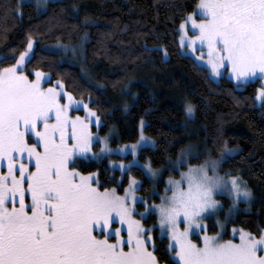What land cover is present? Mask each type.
<instances>
[{
  "label": "snow or ice",
  "instance_id": "obj_1",
  "mask_svg": "<svg viewBox=\"0 0 264 264\" xmlns=\"http://www.w3.org/2000/svg\"><path fill=\"white\" fill-rule=\"evenodd\" d=\"M197 8L204 19L197 21L193 14L187 19L198 34L187 37L182 31L181 42L186 39L190 48L196 41L206 45L211 73L219 76L222 68L230 69L237 87L257 72L264 75V0H199ZM184 28L181 23L180 29ZM33 43L29 36L15 64L0 69V159L7 160L8 168L0 173V264H159L155 251L149 250L153 228L144 227L133 214L134 205L143 200L136 195L140 182L130 176L120 195L115 187L101 190L100 182H94L95 173L85 175L70 167L91 151L93 134L87 121L95 112L84 104L87 116H71L69 108L82 102L63 91L62 81L44 88V73L37 70L33 80L18 70L30 59ZM62 96L67 102L61 103ZM253 99L264 107V85ZM185 110L192 114L193 105L186 103ZM30 135L36 143H28ZM99 141L103 147L92 152V158L113 151L106 137ZM154 143L141 128L136 143L118 150H130L135 157L138 148ZM226 145L227 141L223 157L188 165L179 179L169 177L160 203L145 204L144 211L137 213L157 214L161 236L169 240L167 250L178 258L177 264H264V255L259 254L264 253V230L256 236L233 229L239 232L238 242L206 230L199 243L191 239L206 227L203 217L218 208L214 194L231 197L230 207L251 199V191L238 176L217 172L221 159L235 151ZM188 155L184 151L177 164H187ZM25 158L29 163L23 162ZM134 165L151 177L160 171L150 161L140 165L135 159L119 167L126 170ZM28 195L30 203H26ZM116 220L127 225L126 237L121 228L111 227Z\"/></svg>",
  "mask_w": 264,
  "mask_h": 264
},
{
  "label": "trees",
  "instance_id": "obj_2",
  "mask_svg": "<svg viewBox=\"0 0 264 264\" xmlns=\"http://www.w3.org/2000/svg\"><path fill=\"white\" fill-rule=\"evenodd\" d=\"M198 3L51 0L42 6L33 1L0 0V69L16 62L31 36L35 45L26 72H47L51 81H62L66 91L87 102L100 118L99 133L116 132L112 145L136 141L144 122L143 130L155 144L140 149L138 158L165 168L161 179L150 178L135 165L125 172L110 165V160L129 161L130 154L75 159L72 167L96 173L101 189L116 187L123 192L133 176L140 180L143 196H149L155 187L163 193L165 178L179 174L169 165L184 147L197 145L221 158L227 141L226 147L235 151L221 159L220 170L240 176L253 199L241 202L227 219L223 238L234 237L233 227L259 236L264 230V107L253 98L262 80L239 87L225 76L215 80L209 68L183 50L179 27ZM85 36L82 65L63 58L62 51L45 48L51 43L75 45ZM186 103L193 105L192 114L186 112ZM205 157V153L192 156L189 163H202ZM149 198L160 201L158 194ZM220 198L225 206L230 204L228 197ZM218 217L225 218L224 210ZM144 222L154 225L153 250L159 264H177L167 250L169 240L162 238L156 226V213ZM208 222L209 232H216L215 217Z\"/></svg>",
  "mask_w": 264,
  "mask_h": 264
},
{
  "label": "rangeland",
  "instance_id": "obj_3",
  "mask_svg": "<svg viewBox=\"0 0 264 264\" xmlns=\"http://www.w3.org/2000/svg\"><path fill=\"white\" fill-rule=\"evenodd\" d=\"M27 1H33V2H35V3H38V0H20V2H27ZM49 1H51V0H46V2H45V0H39V3H38V4H40V5L43 6V5H45V4H46L47 2H49ZM198 4H199V3H198ZM190 14H193L194 18H195L197 21L204 19V16L200 14V11L198 10L197 7H196V10H195L194 12L190 13ZM188 15H189V14H188ZM188 15H187V17H188ZM187 17H186V19L182 22V23L185 24V28H184L183 30H181L180 27H179V33H180V34H179V42H180V45H181V47L183 48V50H184L187 54L193 56V57H194V58H195L200 64L206 66V67L209 68V70H210V67L207 65V56H206L207 48H206V45H205V46H202L201 43H200L199 41H196L195 44H194V46L190 48V47L187 46V40H186V39H185V41H184L183 43L181 42V34H182V31L186 33V36H187V37L195 36V35L198 34V30L195 29V28H193L192 21H191L190 19H187ZM33 41H34V40H33ZM85 41H86V36H85V37H84L79 43H77V44H75V45H63V44H60V43H51V44H47V45H45V48L48 49V50H51V51H62V56H63V58L68 59L69 61H72V62H78L80 65H82V63H83V61H84V44H85ZM34 45H35V41H34V43H33V49H34ZM32 51H33V50H32ZM31 54H32V52H31ZM31 54H30V57H31ZM202 54H204V59H203V60L200 59V57H201ZM28 60H29V59H26L25 64L22 65V66H20L18 70H19V71H23V72L29 77V79H33V80H34V79H36V76H35V72H36V71L33 72V75H30L29 73L26 72V63L28 62ZM14 64H15V63H14ZM84 71H85V70H84ZM210 72H211V70H210ZM42 73L45 74V76H43L42 79H41L42 87L47 88V87H50V86H52V87H56V86H57V81H53V80L51 81V78H50V74H49V73H47V72H43V71H42ZM211 75H212V77H213L215 80H220L222 77L225 76V77L231 78V79H233L235 82H237V81L234 79V77L232 76L230 69H228V68H222V69H221V75H219V76L213 75L212 73H211ZM257 78H261V80H262V85H264V75H261L259 72H257L256 76L253 77V78H251L249 81H251V80H255V79H257ZM249 81H248V82H249ZM95 83H96V82H95ZM246 83H247V82H246ZM96 84L98 85V83H96ZM63 91H64V92H68V91L65 90L64 87H63ZM72 96H73V95H72ZM73 99H74V101H81L82 103L80 104L79 107H77L75 104H73V105L69 108V114H70L71 116H73V117H75V116H77V115H78V116H81V117H85V116H87V112H86L85 108L83 107V105L86 104V105H88L89 108H91V107L89 106V104H88L87 102L82 101V100H78V99L75 98L74 96H73ZM65 102H67V97H66V96H62L61 103H65ZM91 109L95 112V116L89 117V119H88L87 122L89 123V131L93 134V141H92V144H91V151L87 154V156H91V153H92V152H97V153H99V152L101 151L102 147H103V144L99 141V138H100V137H106V138H107V141H108V146H109L111 149H113V151H112L111 154H117V155H121V156H126V155H129V154L132 155V158H131L129 161H126V160H124V159H122V160H110V165H111V166H113L111 162H115V165H116V166H113V167H116V168L121 169V168L119 167V165H120L121 163H123L124 165H127L130 161H133L134 159H135V160H138L140 165H143L144 163H146V162H144V161H141V160L138 158V154H139V151H140L141 148H138V149H137V152H136L135 157L133 156V154L131 153L130 150H128V151H119V150H118V148H119L120 146L130 145V144L136 143L137 140L139 139V137H138V139H137L136 141H133V142H128V143L119 144V145H112V144H111V140L116 136V132L112 130L111 132H109V133L106 134V135H102V134H100L99 131H98V128H99V126H100V118H99V123H97V121H96V117H99V116H98L97 112H96L93 108H91ZM143 125H144V124H143ZM143 125H141V127H140V131H141V128H142V130H143ZM143 132H144V130H143ZM144 134L146 135L145 132H144ZM139 136H140V135H139ZM146 136H148V135H146ZM148 137H149V136H148ZM151 139L154 141L153 138H151ZM154 142H155V141H154ZM28 143H29V144L36 143V138H35V136H31V135H30V136L28 137ZM154 144H155V143H154ZM149 146H153V145H149ZM184 151H188V153H189V155L187 156V164H183V163H181V164H177V158H178V157H177L175 160H173V161L170 163V165H169V169H170V170H178V171H179V174H178V175H169V176H167V177L165 178V183L167 182V180L169 179V177L174 178V179H179V178H180V173H181L182 171H186L188 165H194V166H195V165H199V164H201V163H199V164H190V163H189V158L192 157V156H197V155H200V154L205 153V154H206V157H205L204 161H205L206 159H209V158L218 159V158H215V157L210 156L206 150H203V149L199 148L197 145H188V146L184 147V148L182 149V151L180 152L179 156H181L182 153H183ZM102 156H103V155H102ZM85 157H86V156H85ZM204 161H203V162H204ZM23 162L26 163V164L29 163V161H28L27 158H25ZM203 162H202V163H203ZM183 165H185L186 167H183ZM1 166H6V168H5V169H2ZM151 166H152V165H151ZM0 167H1V168H0V173H6V172L8 171V168H7V160H6V159H0ZM31 167H32L33 170H34V165H31ZM70 167H72V163H71ZM152 167H153V166H152ZM72 168H73V167H72ZM153 168H155V169H159V170H160V171H159V174H158L156 177H151V176H149V175H147V176H149L150 178L155 179L156 181H159V180L161 179L163 173H164V169H165V168H163V167H153ZM121 170H122V169H121ZM127 170H128V169H126V170H122V171L125 172V171H127ZM78 171H79V170H78ZM79 172H81V171H79ZM217 172H218L220 175L238 176V175H233V174H226V173H223V172L220 170V165H219V167H218V169H217ZM81 173H83V172H81ZM16 174H17V176L19 175L18 172H17ZM83 174L87 175L88 173H83ZM95 174H96V173H95ZM131 177H133V176H131ZM238 177L240 178V176H238ZM136 179H137V178H136ZM95 180H98L97 174H96V177H94V182H95ZM240 180H241V182H242V186H246V187H247V185L245 184V182H244L241 178H240ZM137 181L140 182L139 179H137ZM128 183H129V182H128ZM26 186H27V185L25 184V187H26ZM98 186H99V184H98ZM127 186H128V184H127ZM127 186H126V187H127ZM126 187H125V188H126ZM139 187H140V183H139ZM139 187L136 189V195H137V197H142L143 200H142V201H138V202L134 205V207H135V212H134L133 214H134V216H135L136 219L141 220V222H142V224L144 225V227H146V228L151 227V228L154 229V225H148V224H146V223L144 222L145 220L148 219V216H147V217H142V216L138 215L137 213H140V212H143V211H144L145 204L151 205V204H153V203H156V204L160 203V201H158V202H157V201H150L149 196H152L154 193H155V194H158V195H162L164 192L161 193V192L159 191V189H158L157 187H155V188L152 190V192H151V194H150L149 196H143V195L139 192ZM111 188H113V187H111ZM115 188H116V187H115ZM247 188H248V187H247ZM116 189H117V188H116ZM248 189H249V188H248ZM101 190H103V189H101ZM249 190H250V189H249ZM117 191H118V190H117ZM164 191H165V187H164ZM250 191H251V190H250ZM118 193H119L120 195H123V194H124V190H123V192H119V191H118ZM251 194H252V191H251ZM220 196H226V197H228V198L230 199V204H229L228 206H225V203H224L223 200L220 198ZM214 198H215L217 201H219L218 208H217L213 213H211V214H209V215H205V216L203 217V219H202V225H203V226H206V227H205V228H202L201 231H200V233H198V234H197V233H194V234L191 235V239H193V240L196 241L197 243L200 242V235L203 234V231H204V230H206V231L208 232V234H210V235L215 234V233H217V232H220L221 235H222V238H223V233H224L225 228H226V222H227V219H228V218H229V217H230L235 211H237V210L240 208V203H241V202H244L243 200H240V201L237 202V204H236L234 207H230V206H232V199H231V197H229L228 195L217 193V194H214ZM252 199H253V194L251 195V199H250L247 203H249ZM26 203H30V195L26 196ZM130 203H131V202H130ZM139 204H142V205H143V208H140V207H139ZM11 206H12L11 203H9V204H8V207H11ZM18 206H19V205H18V203H17V207H18ZM222 210H224V215H225V218H223V219H221V218L218 217V216H219V213H220ZM153 213H155V212H153ZM156 215H157V214H156ZM211 216L215 217V221H216V224H217V226H218V230H217L216 232H213V233H212V232H209V230H208V225H209L208 218L211 217ZM156 226H158V228H159V230H160V227H159V224H158V216H157V224H156ZM180 226H181V228H183V224H181ZM111 227H112L113 229H115V228H121V229H122L121 235L124 236V237L127 236V231H126V229H127V225H125V224H121V222H120L119 220H116V221L111 225ZM233 229H241V228H235V227L232 228V235H233L234 237L231 238V239H234V240H236V241L238 242V241H239V232H238V231L234 232ZM245 231H246V230H245ZM160 232H161V230H160ZM151 235H152V240L149 242V250H153L152 245H153V244L155 245V242H154V233H153V231H152V234H151ZM112 239H114V237H112ZM223 239H224V238H223ZM259 254L264 255V253H259ZM175 260L178 261V258H175Z\"/></svg>",
  "mask_w": 264,
  "mask_h": 264
},
{
  "label": "flooded vegetation",
  "instance_id": "obj_4",
  "mask_svg": "<svg viewBox=\"0 0 264 264\" xmlns=\"http://www.w3.org/2000/svg\"><path fill=\"white\" fill-rule=\"evenodd\" d=\"M1 167H2V169H5V168H6V166H1ZM1 167H0V168H1Z\"/></svg>",
  "mask_w": 264,
  "mask_h": 264
}]
</instances>
